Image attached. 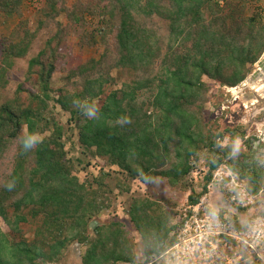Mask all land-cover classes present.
<instances>
[{"label": "trees", "instance_id": "16d2710c", "mask_svg": "<svg viewBox=\"0 0 264 264\" xmlns=\"http://www.w3.org/2000/svg\"><path fill=\"white\" fill-rule=\"evenodd\" d=\"M245 1L43 0L38 29H46L47 38L27 61L26 75L35 77L39 89L28 104L19 97L21 88L7 96L8 76L29 55L37 32L24 24L21 37L0 39V220L10 232L0 229V264H60L74 244L83 247L80 264L146 263L175 241V204L166 209L156 198L128 199L142 261L118 217L93 228L91 223L112 209L114 191L129 193L133 181H163L170 190L185 191L198 161L207 173L202 192L187 197L191 205L219 166L246 181L250 195L264 189V170L235 163L233 148L217 142L223 133L202 113L210 90L203 79L235 87L264 52V19L245 16ZM20 3L0 0V14L15 13ZM89 10L98 12L100 27L82 37V45H95L98 38L103 52L69 72L72 90L52 99L59 48ZM61 16L64 24L57 21ZM113 85L119 88L106 94ZM50 102L76 131L83 159L69 155ZM90 159L116 170L88 173ZM27 224L34 226L30 241L21 232Z\"/></svg>", "mask_w": 264, "mask_h": 264}, {"label": "rangeland", "instance_id": "374dc122", "mask_svg": "<svg viewBox=\"0 0 264 264\" xmlns=\"http://www.w3.org/2000/svg\"><path fill=\"white\" fill-rule=\"evenodd\" d=\"M75 1L76 0H69L68 4L71 5L75 3ZM94 1L95 0H85L88 5H92ZM42 5L43 0H21L18 10L15 13L0 14V39L21 37V31L25 28L24 24H27V29L31 32H37L29 55L25 59L17 61L14 69L10 71L8 76L9 84L7 87V96H12L18 88H21L22 92L19 94V97L24 104L29 103V94H36L39 92L35 77H28L26 75V69L27 61L37 54L42 45V41L47 38V30L43 28L38 29L39 22L43 21V17L39 11ZM242 9L243 14L247 17L258 15L264 19V0H246L242 5ZM57 19L59 23L64 24V16ZM98 21V12H91L89 10V12L84 15V21L70 29V33L64 44L59 48L61 59L56 63L57 71L53 74L49 83L51 90L49 95L52 99L57 97L58 91L60 90H72L71 82L75 80L74 78H70V83L68 82L67 74L69 72L85 64L90 59L97 60L102 54L103 46L98 38H96L97 43L95 45H82V37L88 36L90 33L94 32L97 27H100L98 26ZM263 57L264 52L258 61L250 67V73L247 75L246 79L235 87L217 86L213 84V82L203 79L206 84L210 85L209 94L207 96L208 99L202 108L204 121L223 133L222 139L217 140V142H219L222 147L230 146L233 148L232 157L235 163L240 164L243 162V165L252 164L257 167L258 170H264V76H259L261 78H259V80H255L254 76L256 71L260 68L258 63ZM112 76H116L115 71L112 72ZM251 85H256L258 88L255 90L250 89ZM118 88L119 85L108 86L106 87V94ZM49 104L50 109H52L53 103L50 102ZM94 104L96 107H100L102 100H97ZM52 114L55 121L59 122L65 129L66 148L70 152L69 155L72 158L79 157L83 159V156L80 155L81 150L77 143L76 131L70 129L65 123L67 118L66 115L62 113L59 108L52 109ZM226 130L235 131L233 137H231V134L226 132ZM48 134V132H45L44 135L37 136L36 139L40 140ZM240 134H243L244 137L240 138ZM219 167L225 172L230 171L225 166ZM99 168L104 171L116 170L115 167L109 168L105 162L101 160L90 159V166L87 167V172L96 173V170ZM193 168V171L186 180L187 189L185 191L170 190L163 181H158L150 185L133 181L129 183L130 192L124 194H120L115 190V199L112 209L103 211L98 221L96 220L91 223V228L105 222L111 217H118L132 237L134 248L139 253L138 261H142L143 254L141 252L139 237L128 220V199L133 195L145 196L151 199L156 198L166 209H169L171 204H175L176 207L171 212L178 213L174 220L177 222L181 211L189 205L187 197L191 193L199 194L202 192L205 185L204 177L207 170L203 162L198 161L194 163ZM1 170L3 171L4 168ZM231 173L236 174L235 172ZM83 175L82 173L79 176L81 180L83 179ZM237 180L248 193L246 181L240 180L238 175ZM262 181L264 183V177ZM112 183L111 185L114 186ZM237 189L233 190L230 188V191L228 187L226 190H223L222 186H215L213 190L220 193V197L222 198V200L219 201L218 198H216L217 196L213 195V190L209 192L205 188L206 191L203 197H206L208 201V209L217 211L221 215L228 216L236 226L242 223L245 225V221L248 219L263 217L264 189L257 195H252L253 203L249 204L247 207H242V204L245 203L240 201V197L236 196L238 192ZM232 196H235L234 201L232 200ZM33 228L34 226L30 224L21 226L22 235L28 241L33 237ZM0 229L2 232L10 234L7 226L1 220ZM82 254L83 247L74 244L69 248L67 255L60 264H80Z\"/></svg>", "mask_w": 264, "mask_h": 264}, {"label": "built area", "instance_id": "2783aa9c", "mask_svg": "<svg viewBox=\"0 0 264 264\" xmlns=\"http://www.w3.org/2000/svg\"><path fill=\"white\" fill-rule=\"evenodd\" d=\"M215 186L238 188L236 196L245 203L242 207L253 203L237 175L221 167L212 173L205 188L210 192ZM203 196L181 211L174 243L143 264H264V216L236 226L228 216L209 210Z\"/></svg>", "mask_w": 264, "mask_h": 264}, {"label": "bare ground", "instance_id": "6f19581e", "mask_svg": "<svg viewBox=\"0 0 264 264\" xmlns=\"http://www.w3.org/2000/svg\"><path fill=\"white\" fill-rule=\"evenodd\" d=\"M257 73H259V76H260V77H261V76H264V68H259V69L256 71V74H257ZM259 76H258V77H255V76H254L255 80H259V78H260ZM260 79H261V78H260ZM256 88H258V86H256V85H251V87H250V89H254V90H255Z\"/></svg>", "mask_w": 264, "mask_h": 264}, {"label": "crops", "instance_id": "0c3cea01", "mask_svg": "<svg viewBox=\"0 0 264 264\" xmlns=\"http://www.w3.org/2000/svg\"><path fill=\"white\" fill-rule=\"evenodd\" d=\"M259 98V97H258ZM263 142V141H262ZM261 146V145H260ZM248 165H251V164H248ZM248 168H250V167H248ZM213 195H216L217 197L216 198H218V200L220 201V200H222V198L220 197V193H218L216 190L214 191L213 190Z\"/></svg>", "mask_w": 264, "mask_h": 264}, {"label": "water", "instance_id": "95a60500", "mask_svg": "<svg viewBox=\"0 0 264 264\" xmlns=\"http://www.w3.org/2000/svg\"><path fill=\"white\" fill-rule=\"evenodd\" d=\"M263 63H264V57H263V59H261V61L258 63L260 68H264ZM258 76H259V73L255 74V77H258Z\"/></svg>", "mask_w": 264, "mask_h": 264}, {"label": "clouds", "instance_id": "9594fccd", "mask_svg": "<svg viewBox=\"0 0 264 264\" xmlns=\"http://www.w3.org/2000/svg\"><path fill=\"white\" fill-rule=\"evenodd\" d=\"M263 139H264V137H263ZM232 172V171H231Z\"/></svg>", "mask_w": 264, "mask_h": 264}, {"label": "flooded vegetation", "instance_id": "af4514ba", "mask_svg": "<svg viewBox=\"0 0 264 264\" xmlns=\"http://www.w3.org/2000/svg\"><path fill=\"white\" fill-rule=\"evenodd\" d=\"M263 65H264V63H263Z\"/></svg>", "mask_w": 264, "mask_h": 264}]
</instances>
